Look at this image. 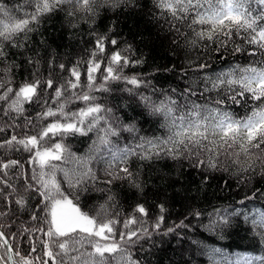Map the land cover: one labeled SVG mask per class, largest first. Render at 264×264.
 I'll return each instance as SVG.
<instances>
[{"label":"snow or ice","instance_id":"6c2138e0","mask_svg":"<svg viewBox=\"0 0 264 264\" xmlns=\"http://www.w3.org/2000/svg\"><path fill=\"white\" fill-rule=\"evenodd\" d=\"M121 3L141 8L138 0H0V264H138L131 249L152 231L188 241L194 256L183 264H197L196 256L206 264H264V208L250 206L264 203L260 181L226 207L190 209L171 226L163 205L152 217L137 203L125 219L104 204L95 214L84 210L89 184L99 180L94 161L104 165L99 190L108 193L116 181L143 190L139 168L163 159L188 162L202 179L222 169L242 188L246 173L264 180V0H145L181 60L165 69L177 74L175 87L137 74L145 61L108 28L89 27L76 60L49 58L44 70L39 58L16 60L43 19L63 13L74 30V21L95 23L97 8L107 16L105 5ZM115 92L135 104L133 115L106 103ZM150 122L156 130L142 134ZM75 136L91 141L83 155L65 142ZM222 157L240 167L233 171ZM240 231L259 254L233 260L229 245L216 246Z\"/></svg>","mask_w":264,"mask_h":264},{"label":"trees","instance_id":"16d2710c","mask_svg":"<svg viewBox=\"0 0 264 264\" xmlns=\"http://www.w3.org/2000/svg\"><path fill=\"white\" fill-rule=\"evenodd\" d=\"M5 2L14 5L17 0H5ZM138 2L141 8L135 7L134 4L124 3H121L116 9H112L110 4L105 5L109 9L107 16L104 15V7L97 8V15L93 17L95 23L92 20L87 23L77 20L74 22L78 23V27L74 30L68 26V21L65 20L63 13L53 14L34 27L28 50L21 49L23 56L16 55V60L22 62L28 57L39 58L42 70H44L45 60L49 58L59 57L66 63L76 60L83 54V49L89 40V27L95 26L97 32L108 28L110 29L109 34L115 32L117 35L114 38L125 42L122 47L131 45L134 54L145 61V63L136 66L137 74L142 73L149 79L156 77L155 80H152L153 83L159 80V83L165 87H175L180 83L177 74L165 70L166 66L171 68L173 64L181 62L170 45L171 36L160 27L162 21L158 23L152 19L151 4L147 8H143L145 0H138ZM84 15V13H80V16ZM164 28L166 29L167 25ZM182 56L183 53H180V57ZM239 62L244 63L245 58L239 57ZM20 72L21 70H18L17 80L20 79ZM23 75L27 76V71H23ZM106 103L117 110V115H121L122 112L129 116L134 114L132 109L135 104L127 99L126 94L115 92L107 97ZM155 130L153 123L143 124L142 134L151 135ZM65 142L77 155L86 153L87 146L91 143L86 137L79 136L72 137ZM104 151L101 148V152ZM221 159L233 171L240 167V165L232 164L231 160H225L223 157ZM241 162L246 163L247 161L241 157ZM92 167L98 170L99 180L89 184L88 196L90 199L84 208L85 211L95 214L100 211V205L104 204L108 213H119V218L125 219L127 215H134L133 209L139 203L148 208L154 217L161 214L158 212V206L163 205L165 212L162 214L166 216L169 226L183 219L190 209L210 211L213 207H226L231 201L238 200L249 192L250 188L255 187L257 181H260L259 187L264 188V180L260 179L258 171L255 175L251 172L245 174L251 179L249 184L242 188L236 183L233 175L222 169L219 171L208 170L204 173L206 179H202L201 170L190 167L188 162H173L163 159L152 161L150 166L139 168V180L143 190L131 187L122 181H116L114 185L108 186L111 189V192L108 193L99 190L105 188V184L102 182L105 179L104 165L94 161ZM108 194L113 195L114 199L108 201ZM81 203L84 201L81 200ZM253 205L264 208V203L259 201H253L250 206ZM144 220L145 227L151 226L154 222L151 217H145ZM198 223V220L192 219L193 228ZM243 227L246 226L242 225ZM186 235L189 239L193 237L201 239V237H195L194 232H188ZM248 236V233L240 231L239 236L219 241L216 246L229 245L225 251L233 260L237 259V256L233 255L234 253L259 254L254 251ZM241 237L246 238L241 239ZM131 251L133 257L138 260V264H183L184 260L194 256V250L187 240L181 239L176 233L166 235L163 231H152L147 237L140 240ZM195 260L197 264L200 261H204L206 264L204 257L196 256Z\"/></svg>","mask_w":264,"mask_h":264}]
</instances>
